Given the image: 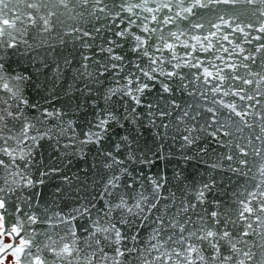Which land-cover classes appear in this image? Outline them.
<instances>
[{
  "label": "snow or ice",
  "instance_id": "snow-or-ice-1",
  "mask_svg": "<svg viewBox=\"0 0 264 264\" xmlns=\"http://www.w3.org/2000/svg\"><path fill=\"white\" fill-rule=\"evenodd\" d=\"M77 7L80 11L73 17L71 12ZM60 8L68 14V19L83 20L87 16L86 23L92 20L102 23H92L91 27L67 25ZM163 8H169V5L156 4V0H0V184L8 185L13 191L33 188L43 184L44 177L59 172L58 166L43 165L41 158L39 171L33 177L32 168L41 141H55L57 150L63 147L83 153L88 145L99 146L105 141L114 125L124 128L130 124L142 128L145 122L157 126L159 120V127L168 129L171 123L167 118L180 108L172 98V81L179 79L175 89H180L187 86L184 81L189 78L206 86L201 95L207 97L211 92L213 97H219L212 100L214 107L206 108L211 115L204 117L199 131L229 149L227 153L219 154L215 149L201 145L198 154L211 151L215 156V159L210 156L205 160V166L223 170V161H236L239 165H247L248 173L255 168L264 178V157L249 162L246 159L249 152L244 146L223 140V137L231 136L229 128L236 123L233 115L250 126L245 118L251 114L250 108L261 104L257 97L264 96L260 90L264 74L252 71L241 74L240 68L248 65L230 62L232 52L223 45L218 47L219 41L213 44L207 36L203 41L194 37L196 43L190 44L186 40L181 42L183 32L177 34L169 30L165 33V27L173 23L172 18L154 14ZM41 9L46 11L42 13ZM184 11L191 12V8ZM56 26L66 29L59 38L60 44L71 43L72 55L79 56L75 78L86 81V89L89 84H107L101 93L104 105L94 111L93 119L87 120L79 130L73 121L62 119L67 113L60 109H41L38 104H29L25 88L31 76L9 72L5 68L7 49H18L21 45L28 49L38 47L40 45L30 44L29 38L35 41L38 34L52 33ZM32 29L36 34L30 37ZM258 31L264 32V26ZM223 39L229 40L227 35ZM178 48L183 51L178 52ZM243 51L241 48L240 52ZM201 52L213 55L201 57ZM220 52L227 53V57L218 54ZM21 54L26 55L27 51ZM129 54L134 59H130ZM249 58L244 56L243 60ZM65 63L71 64V60L66 58ZM182 68L196 71L183 73ZM55 71H61L58 64ZM152 93L155 94L149 98ZM229 96L233 99L226 101L224 98ZM248 101L254 103L248 104ZM92 106L98 107L95 103ZM26 108L35 110L36 114L30 115ZM197 115L203 114L198 112ZM187 116L188 112H184L176 119L183 122ZM49 120L54 123L47 124ZM197 127L185 125L180 137L181 147L197 144L199 136L194 135ZM61 140L65 141L62 145ZM133 143L126 132L114 146L115 153L101 151L100 154L106 157L104 168L108 170L103 190L98 195L104 205L97 209L95 202H88L72 208L61 219L68 225L71 239L65 241L60 237L58 241H52L59 247L36 245L37 251L33 253L34 238L26 239L20 235L23 224L9 229L0 214V229L3 230L0 235L20 238L15 247L4 245L5 251L13 249L17 255L16 264H20V255L24 256L25 264H56V260L67 264H246L257 256L248 247L246 238L264 237V179L249 187L241 186L228 201L207 199V194L214 189V181L199 186L193 183L185 188V195L177 205L174 192L163 195L169 183L166 176H149L141 172L134 177L129 171V163L138 159V149ZM122 146L127 151L124 158L119 156ZM254 156L260 157V151H255ZM141 159L144 163H152L146 154ZM228 167L233 172L240 171L232 164ZM175 178L179 180L180 173H176ZM251 179L255 181L256 177ZM4 191V187H0V193ZM4 208L5 201L0 198V209ZM80 218L88 220L87 225H81L82 235L77 234L73 223ZM28 219L36 222L35 216L29 215ZM45 249L56 259L49 261L44 255ZM260 264H264V259Z\"/></svg>",
  "mask_w": 264,
  "mask_h": 264
},
{
  "label": "water",
  "instance_id": "water-1",
  "mask_svg": "<svg viewBox=\"0 0 264 264\" xmlns=\"http://www.w3.org/2000/svg\"><path fill=\"white\" fill-rule=\"evenodd\" d=\"M156 4L169 5V8H163L159 13H154L161 17L172 18L173 23L165 27V33L169 30L177 32V34L183 32L184 36L181 37V42L186 40L190 44L196 43L194 37H199L203 41V38L207 36L213 44L219 41L218 47L223 45L232 52V61L230 62H242L248 65L247 68H240L241 74L248 71L264 74V47H261L264 45V32L258 31L261 26H264V0H199V2L198 0H156ZM150 6L155 7L156 5ZM69 7L71 8L72 5L70 4ZM185 8H191V12L184 11ZM28 11L34 10L29 9ZM45 11V9H41L42 13ZM79 11L80 8L77 7L71 12V15L75 17ZM60 12L64 13L62 18L65 19L67 25L91 27L92 23H102V21L95 20L86 23L89 19L87 16L83 20L79 18L71 20L68 19V14L63 8H60ZM65 30L64 27L56 26L52 33L38 34L35 41L29 38V43L40 45L38 47L28 49L26 45H21L18 49H7L4 63L9 72H20L31 76L25 88L29 104H38L41 109H60L67 113L62 119L73 121L79 130L85 126L87 120L93 119V112L98 111L99 107L104 105L101 93L107 84H89L86 89V81L75 78L79 56L72 55L71 43L60 44L59 38ZM212 33L216 35L212 36ZM33 34H36L35 29L30 30V37ZM225 35L229 40L223 39ZM256 37H260V39H256ZM45 41L46 43H44ZM204 43L207 44V41ZM48 45H52V47ZM237 45L239 47H236ZM241 48L244 50L243 52H240ZM25 51L27 54L22 55L21 53ZM177 51L183 50L178 48ZM218 54L225 57L228 55L223 52ZM199 55L201 57L211 56L213 53L201 52ZM244 56L250 58L243 60ZM66 58L71 60V64L65 63ZM129 58L134 59V56L129 54ZM216 63H220V61H216ZM57 64L61 68L60 72L55 71ZM180 71L188 73L196 70L182 68ZM179 83V79L172 81L174 86L172 98L180 104V108L173 112L172 117L167 118L171 123L168 129L159 127V120H157V126H150L145 122V127L142 128L130 124H126L124 128L114 125L113 131L109 133L105 141L99 146L88 145L83 153L63 147H59L57 150L55 141H41L42 146L36 152L32 168L33 177L35 178L39 171L38 165L41 158L43 165L58 166L59 172L44 177L45 182L33 188H16L13 191L8 185L0 184V187L5 189L0 193V198L5 201L3 209L5 217L12 225L23 224L21 232L28 234L24 236L26 239L34 238L31 249L33 253L37 251L36 245L43 247L45 244H49L59 247V245H53L52 241H58L60 237H64L65 241L71 239L68 236V225L62 223L61 219L66 217L72 208L88 202H95L97 209L103 207L104 201L99 200L98 195L103 190L108 170L104 168L106 157L100 153L101 151L115 153L114 146L120 143L121 136L126 132H129L130 139L134 141L133 147L138 149L137 162L129 163V171L134 177L141 172L149 176H166L169 183L166 185L163 195L169 196L174 192L177 205L185 195V188L190 187L193 183L199 186L203 182L214 181V189L207 194V199L209 201H228L233 198L232 193L241 186L249 187L252 183L264 179L259 176L255 168L251 173H248V166L239 165L236 161H223V170H212L205 166L204 161L210 156L215 159V156L211 151L203 155L198 154L197 149L201 145H207L219 154L229 151L228 148L218 145L207 133L199 131V125L205 122L204 117L211 115L207 113L206 108L214 107L212 100L219 97H213L211 92L207 93V97L201 95L206 86L194 78L184 81L187 85L185 88L175 89V85ZM244 87L248 86L244 85ZM260 90L264 92V84L261 85ZM154 94H150L149 98ZM257 98L261 100V104L250 108L251 114L245 118L250 126H246L239 117L233 115V120L236 123L229 128L231 136L223 137L226 143L230 142L232 145L239 143L244 146L249 152V156L246 158L249 162L260 161L264 157V131H261L264 128V96ZM224 99L231 101L233 97L229 96ZM93 103L98 106L96 109L93 108ZM246 103L253 104L254 101ZM25 111L30 115L36 114L35 110L31 108H26ZM184 112H188L184 121L177 120L176 117L183 116ZM198 112L203 115L198 116ZM256 113H260V115L258 116ZM192 117H196L195 120ZM46 123L51 125L54 122L49 120ZM185 125L188 127L198 126L194 135L199 136V140L191 147H181L183 141L180 137L184 132ZM64 142L61 140L60 144L62 145ZM257 150L261 153L260 157L254 156V152ZM145 154L152 161L151 164L142 161L141 158ZM126 155L127 151L122 146L119 156L124 158ZM5 159L7 158L5 157ZM229 164L238 167L240 171L233 172L228 167ZM176 173H180L179 180L175 178ZM244 173L248 174L244 175ZM252 176L256 177L255 181L251 179ZM65 177L68 179L65 180ZM162 203L165 202L162 201ZM56 213L61 215L57 216ZM29 215L36 217L35 223L28 219ZM73 223L76 226L77 234L82 235L81 225H87L88 220L80 218ZM246 239L249 240L248 247L257 253V256L252 261H246V264H260V260L264 259V237L253 235ZM44 255L49 261L56 259L47 249L44 250ZM56 264H67V262L56 260Z\"/></svg>",
  "mask_w": 264,
  "mask_h": 264
},
{
  "label": "flooded vegetation",
  "instance_id": "flooded-vegetation-1",
  "mask_svg": "<svg viewBox=\"0 0 264 264\" xmlns=\"http://www.w3.org/2000/svg\"><path fill=\"white\" fill-rule=\"evenodd\" d=\"M0 214H3L4 216V222L6 227H8L9 229L12 226L11 222L8 221V219L5 217L4 211L3 209H0ZM0 231H3L2 229H0ZM21 236H27V233H20ZM20 238L19 237H11L8 235H0V264H16V260H17V255L14 254L13 249H8L7 251L4 250V245L7 244H13V246H17L19 244ZM20 259V264H25V258L23 255H20L19 257Z\"/></svg>",
  "mask_w": 264,
  "mask_h": 264
}]
</instances>
